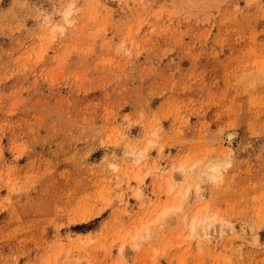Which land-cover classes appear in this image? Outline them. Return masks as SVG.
I'll use <instances>...</instances> for the list:
<instances>
[{
    "label": "rangeland",
    "instance_id": "1",
    "mask_svg": "<svg viewBox=\"0 0 264 264\" xmlns=\"http://www.w3.org/2000/svg\"><path fill=\"white\" fill-rule=\"evenodd\" d=\"M64 262L264 264V0H0V264Z\"/></svg>",
    "mask_w": 264,
    "mask_h": 264
},
{
    "label": "bare ground",
    "instance_id": "2",
    "mask_svg": "<svg viewBox=\"0 0 264 264\" xmlns=\"http://www.w3.org/2000/svg\"><path fill=\"white\" fill-rule=\"evenodd\" d=\"M69 15H70V12H68L66 14V16H69ZM228 138H229V141H232L234 139V134H229ZM131 161L136 162V163H140L141 162V154L134 156L131 159ZM114 167L117 169L118 165L114 164ZM125 174H127V172ZM176 208H177L176 206H173L171 208L165 209L162 213V216H166V215L170 214ZM208 229H209L208 227H202L201 228V233H200L201 237H210L211 236V232ZM196 234H199V233H195L194 235H196ZM138 235H140V233L139 234L137 233V236ZM63 264H66V263L64 262Z\"/></svg>",
    "mask_w": 264,
    "mask_h": 264
}]
</instances>
